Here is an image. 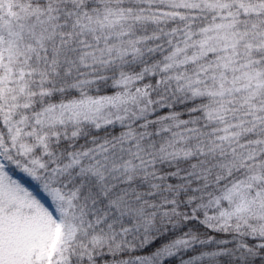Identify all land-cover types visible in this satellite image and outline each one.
<instances>
[{
	"label": "snow or ice",
	"instance_id": "6c2138e0",
	"mask_svg": "<svg viewBox=\"0 0 264 264\" xmlns=\"http://www.w3.org/2000/svg\"><path fill=\"white\" fill-rule=\"evenodd\" d=\"M0 264H264V0H0Z\"/></svg>",
	"mask_w": 264,
	"mask_h": 264
}]
</instances>
